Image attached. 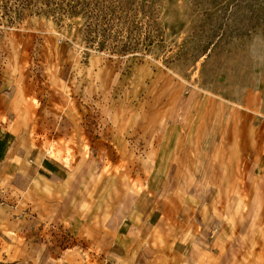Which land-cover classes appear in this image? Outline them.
Masks as SVG:
<instances>
[{"label":"crops","instance_id":"1","mask_svg":"<svg viewBox=\"0 0 264 264\" xmlns=\"http://www.w3.org/2000/svg\"><path fill=\"white\" fill-rule=\"evenodd\" d=\"M67 66L23 102L0 74V264H264V124L200 98L141 121L130 96L111 122Z\"/></svg>","mask_w":264,"mask_h":264},{"label":"rangeland","instance_id":"2","mask_svg":"<svg viewBox=\"0 0 264 264\" xmlns=\"http://www.w3.org/2000/svg\"><path fill=\"white\" fill-rule=\"evenodd\" d=\"M63 63L62 78L90 87L79 98L98 116L108 105L111 122L130 96L141 121L182 120L200 98L221 103L222 121L236 109L264 124V0H0V74L18 75L21 101L22 80L44 98Z\"/></svg>","mask_w":264,"mask_h":264},{"label":"bare ground","instance_id":"3","mask_svg":"<svg viewBox=\"0 0 264 264\" xmlns=\"http://www.w3.org/2000/svg\"><path fill=\"white\" fill-rule=\"evenodd\" d=\"M50 149H53L52 147H50ZM53 151V150H52Z\"/></svg>","mask_w":264,"mask_h":264}]
</instances>
